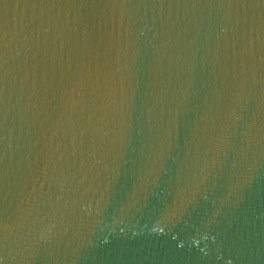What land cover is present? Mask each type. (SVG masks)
Returning <instances> with one entry per match:
<instances>
[{
	"label": "water",
	"instance_id": "95a60500",
	"mask_svg": "<svg viewBox=\"0 0 264 264\" xmlns=\"http://www.w3.org/2000/svg\"><path fill=\"white\" fill-rule=\"evenodd\" d=\"M47 9L0 60V264H264L262 0H0V28Z\"/></svg>",
	"mask_w": 264,
	"mask_h": 264
},
{
	"label": "snow or ice",
	"instance_id": "6c2138e0",
	"mask_svg": "<svg viewBox=\"0 0 264 264\" xmlns=\"http://www.w3.org/2000/svg\"><path fill=\"white\" fill-rule=\"evenodd\" d=\"M262 3H264V0H262ZM46 11H51V9L34 11L31 14L25 13L23 16L17 17L14 22L10 21L9 28H0V60L3 61L5 81H7L9 75L10 46L16 44L22 48V53L19 50H14L15 57H12V59L14 60L22 55V64L25 67L40 54L41 37L50 32L51 25V17L45 16ZM208 175L209 171L205 169L203 174L205 181Z\"/></svg>",
	"mask_w": 264,
	"mask_h": 264
}]
</instances>
